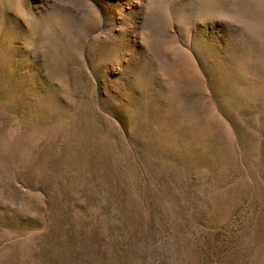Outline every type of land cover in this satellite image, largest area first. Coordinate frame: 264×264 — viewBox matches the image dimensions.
Returning <instances> with one entry per match:
<instances>
[{
	"label": "rangeland",
	"instance_id": "rangeland-1",
	"mask_svg": "<svg viewBox=\"0 0 264 264\" xmlns=\"http://www.w3.org/2000/svg\"><path fill=\"white\" fill-rule=\"evenodd\" d=\"M0 264H264V0H0Z\"/></svg>",
	"mask_w": 264,
	"mask_h": 264
}]
</instances>
